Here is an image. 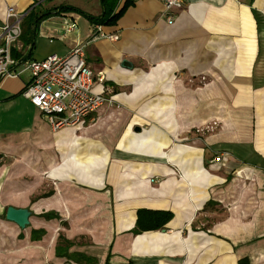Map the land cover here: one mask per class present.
<instances>
[{
    "label": "crops",
    "instance_id": "0c3cea01",
    "mask_svg": "<svg viewBox=\"0 0 264 264\" xmlns=\"http://www.w3.org/2000/svg\"><path fill=\"white\" fill-rule=\"evenodd\" d=\"M93 1L96 14L0 0V31L8 6L26 38L35 29L23 52L87 42L94 90H113L92 121L54 131L22 96L27 73L0 83V264H76L56 256L60 233L97 264H264V0H185L171 22L161 0H132L100 25L116 41L92 38ZM30 11L49 15L34 26ZM9 206L28 208L29 225Z\"/></svg>",
    "mask_w": 264,
    "mask_h": 264
},
{
    "label": "built area",
    "instance_id": "2783aa9c",
    "mask_svg": "<svg viewBox=\"0 0 264 264\" xmlns=\"http://www.w3.org/2000/svg\"><path fill=\"white\" fill-rule=\"evenodd\" d=\"M167 21L181 10L185 0H161ZM24 15L14 7L5 10V21L0 31V83L27 73L28 83L22 96L35 106L52 130L75 126L83 120L94 119V114L108 101L112 88L94 90V75L85 57L87 42L73 46L65 55L50 54L43 59L25 57L20 47L21 22ZM74 22H66L67 32L74 30ZM93 39L118 40L115 33H106L94 25ZM199 131V130H197ZM219 157L213 158L218 161ZM212 162V161H211Z\"/></svg>",
    "mask_w": 264,
    "mask_h": 264
},
{
    "label": "trees",
    "instance_id": "16d2710c",
    "mask_svg": "<svg viewBox=\"0 0 264 264\" xmlns=\"http://www.w3.org/2000/svg\"><path fill=\"white\" fill-rule=\"evenodd\" d=\"M119 0H102L103 2V6H104V10L102 15L100 16H94V17H88L89 21L91 24L93 25H112L115 24L116 21L119 19V17L122 15V13L124 12L125 8L131 4L132 0H126L125 2L121 3L119 6V3H117ZM118 4V5H117ZM60 11L63 10H73L72 7H68V6H61L59 7ZM27 15H29V20L33 19V25L37 26L38 23L44 19L45 17H47L49 15V12L47 14H43L41 16H36V14L34 13V11H30ZM21 28H22V22H21ZM31 28V24L30 27ZM30 36L29 38H26L25 35L23 34V30L22 33L20 35V41L24 44H31L30 42H32L33 37L35 36V29L32 30H28ZM23 44V45H24ZM25 57L27 58H31L30 57V53H26ZM151 214H156V213H151ZM161 214V216L157 217V219H161L162 221H160L159 223L154 224V227H159L168 217L169 215L166 213H159ZM45 217H47V219H52L53 217L55 218V214L53 213H48L44 215ZM166 216V217H165ZM152 221H154V216L151 217ZM140 219V220H139ZM142 222V217H141V213L138 214V220H137V225L144 229L143 227L147 226L148 228H153L152 224H147V225H143L141 224ZM137 232V231H134ZM44 230L43 229H37V230H32L31 232V239L32 240H39L43 235H44ZM75 240H68L64 235H62L61 233L58 236L57 239V243L55 246V254L56 256L59 257H65L66 258V262L70 263V262H74L76 264H97V259L95 257L86 255L82 252H70L69 249L74 245ZM126 264H131L126 263ZM239 264H248L246 262V260H240Z\"/></svg>",
    "mask_w": 264,
    "mask_h": 264
},
{
    "label": "water",
    "instance_id": "95a60500",
    "mask_svg": "<svg viewBox=\"0 0 264 264\" xmlns=\"http://www.w3.org/2000/svg\"><path fill=\"white\" fill-rule=\"evenodd\" d=\"M122 66L126 68H131L132 64L128 60L122 61ZM6 219L16 223L20 228L24 229L29 225V217L31 216V211L28 208H14L12 206L6 209Z\"/></svg>",
    "mask_w": 264,
    "mask_h": 264
},
{
    "label": "rangeland",
    "instance_id": "374dc122",
    "mask_svg": "<svg viewBox=\"0 0 264 264\" xmlns=\"http://www.w3.org/2000/svg\"><path fill=\"white\" fill-rule=\"evenodd\" d=\"M59 2L65 3V4L79 5L80 7L91 12L92 14L98 13V10L96 8L97 5L94 6V4H98V3L96 1H93V0H91V2H89V5L83 4V0H59ZM80 25L81 26L83 25V27L85 26L84 23H81ZM195 133L198 134L196 131H195Z\"/></svg>",
    "mask_w": 264,
    "mask_h": 264
}]
</instances>
